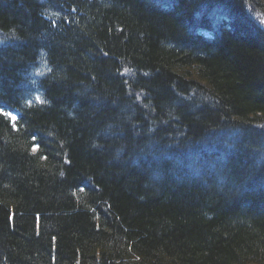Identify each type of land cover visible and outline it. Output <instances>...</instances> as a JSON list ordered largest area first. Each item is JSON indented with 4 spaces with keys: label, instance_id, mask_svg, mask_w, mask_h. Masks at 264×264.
Segmentation results:
<instances>
[{
    "label": "trees",
    "instance_id": "trees-1",
    "mask_svg": "<svg viewBox=\"0 0 264 264\" xmlns=\"http://www.w3.org/2000/svg\"><path fill=\"white\" fill-rule=\"evenodd\" d=\"M208 1L0 0V264H264V0Z\"/></svg>",
    "mask_w": 264,
    "mask_h": 264
},
{
    "label": "bare ground",
    "instance_id": "bare-ground-1",
    "mask_svg": "<svg viewBox=\"0 0 264 264\" xmlns=\"http://www.w3.org/2000/svg\"><path fill=\"white\" fill-rule=\"evenodd\" d=\"M233 0H209L208 2L212 4V8L214 10V14H218V18L216 19V24L217 27L220 28L219 26H222L223 24H229L233 23V19H237V16L233 15L232 18L230 16V11L227 8L226 5H231ZM251 7L247 8V12L250 14L251 18H246L248 23L253 26L254 28L260 29L264 33V10L261 8L260 4H252L250 5ZM207 8V9H206ZM206 11L208 14H211V8L209 6H206ZM233 14V13H232ZM235 23V21H234ZM255 37H259L255 35ZM7 43L6 39L0 37V47H4V44ZM41 54H39L34 59L36 61L33 63V65H28V70L22 68V70H16V78L15 82L11 81L8 88H3V84L1 83L0 79V113L5 112L2 110L3 108L1 107V102L3 103H12L13 105L19 106L20 107V112L26 113L28 109L25 106L26 101L28 100L27 92L28 90H31L30 87H34V82L37 81L40 77H45V74L48 72L45 69H43L41 66L40 61H37L40 59ZM35 67V73H32L30 70ZM9 72H7V75ZM141 75V74H140ZM140 75L135 72V77L136 79L140 78ZM8 77L11 79V76L8 75ZM41 78V79H42ZM32 91V90H31ZM34 91V90H33ZM29 93V92H28ZM34 94V93H32ZM19 115V114H18ZM8 116L13 119L15 116L11 112L8 113ZM234 119V118H232ZM227 122H232L234 126H239V124H244L240 121H225L224 123H221L219 129H217L218 132H221L223 130H230L231 128V123L227 124ZM14 131L17 130V126L13 127ZM216 131V132H217ZM31 152H35V148L31 150Z\"/></svg>",
    "mask_w": 264,
    "mask_h": 264
},
{
    "label": "snow or ice",
    "instance_id": "snow-or-ice-1",
    "mask_svg": "<svg viewBox=\"0 0 264 264\" xmlns=\"http://www.w3.org/2000/svg\"><path fill=\"white\" fill-rule=\"evenodd\" d=\"M13 119H16L15 117H13Z\"/></svg>",
    "mask_w": 264,
    "mask_h": 264
}]
</instances>
